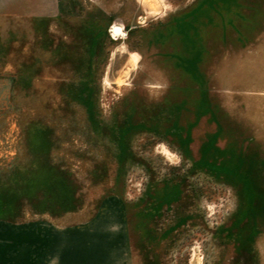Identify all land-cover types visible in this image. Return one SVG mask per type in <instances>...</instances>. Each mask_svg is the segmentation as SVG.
<instances>
[{"label":"rangeland","instance_id":"rangeland-1","mask_svg":"<svg viewBox=\"0 0 264 264\" xmlns=\"http://www.w3.org/2000/svg\"><path fill=\"white\" fill-rule=\"evenodd\" d=\"M0 264H264V0H0Z\"/></svg>","mask_w":264,"mask_h":264}]
</instances>
